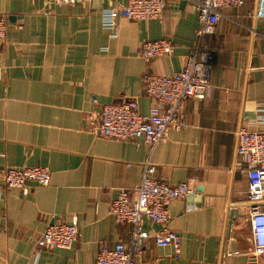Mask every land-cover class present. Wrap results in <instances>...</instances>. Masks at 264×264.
<instances>
[{"label":"crops","instance_id":"crops-1","mask_svg":"<svg viewBox=\"0 0 264 264\" xmlns=\"http://www.w3.org/2000/svg\"><path fill=\"white\" fill-rule=\"evenodd\" d=\"M257 1L221 11L206 38L216 51L210 97L184 101V125L169 128L151 149L142 138H105L94 127L109 102L131 98L148 112L145 70L170 75L182 67L198 26L186 0H165L161 19L117 18L115 34L102 27L101 11L126 0H0L7 21L0 42V264H89L102 246L128 244L131 225L116 223L108 206L120 188L137 186L145 162L155 177L187 182L191 191L168 205L177 251L157 246L159 227L142 220L141 264H264V254L253 253L247 178L234 166L236 131L264 121V18L248 14ZM164 37L172 53L145 61L140 44ZM23 166L46 167L48 184L29 182L26 193L7 188L3 170ZM73 218L78 233L70 248L37 247L47 224Z\"/></svg>","mask_w":264,"mask_h":264},{"label":"built area","instance_id":"built-area-1","mask_svg":"<svg viewBox=\"0 0 264 264\" xmlns=\"http://www.w3.org/2000/svg\"><path fill=\"white\" fill-rule=\"evenodd\" d=\"M46 3L72 5L92 0H44ZM197 15L198 26L189 53L182 67L170 75H159L144 71L141 76L143 92L152 100L145 114L138 111L131 98L103 104L94 133L114 140L142 138L152 149L167 138L168 129L179 130L184 125L182 104L188 99L203 100L211 95L209 71L216 51L206 41L214 33L224 8L241 6L244 0H186ZM165 0H126L116 8L101 11L104 29L116 33V19L130 20L161 19ZM255 18H264V0H258L254 11L248 13ZM7 21L0 14V42L5 38ZM169 38L143 41L139 54L145 61L167 56L173 51ZM261 113V111H260ZM256 129L239 127L236 131L234 166L242 170L247 178L245 204L253 241V253L264 254V121L258 120ZM155 166L150 162L142 165L140 181L132 190L120 188L108 206L116 223L131 225L129 243L116 242L102 246L89 264H141L137 255L143 239L148 236L141 228L144 218L159 228L152 234L157 246L179 247L178 235L168 227V205L171 200L183 199L191 189L187 182L170 184L154 176ZM2 181L7 188H18L27 192V183L47 185L50 172L43 166L8 167L2 172ZM78 233L76 218L69 223L58 221L47 224L36 241L38 248L68 249Z\"/></svg>","mask_w":264,"mask_h":264}]
</instances>
